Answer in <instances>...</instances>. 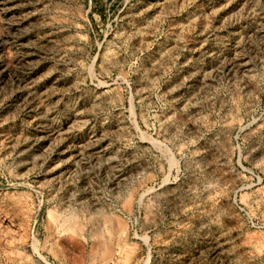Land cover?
I'll use <instances>...</instances> for the list:
<instances>
[{"label": "rangeland", "instance_id": "374dc122", "mask_svg": "<svg viewBox=\"0 0 264 264\" xmlns=\"http://www.w3.org/2000/svg\"><path fill=\"white\" fill-rule=\"evenodd\" d=\"M0 264H264V0H0Z\"/></svg>", "mask_w": 264, "mask_h": 264}]
</instances>
